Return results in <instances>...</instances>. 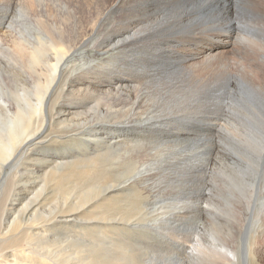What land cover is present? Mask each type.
<instances>
[{"label": "rangeland", "instance_id": "1", "mask_svg": "<svg viewBox=\"0 0 264 264\" xmlns=\"http://www.w3.org/2000/svg\"><path fill=\"white\" fill-rule=\"evenodd\" d=\"M27 1L29 2V0H15L11 4V0H0L2 3L0 4V20L9 14L5 21H7L6 25L10 26L3 33L7 48H2L0 51V84L2 83V86L7 90L4 98L10 102L14 99L13 92H15L16 87L22 88L25 85L23 83L31 84L38 79L36 70L30 68L28 64L27 55L22 56L21 61L17 63V56L14 51L18 50L20 45L15 43L16 36H19L21 31L29 30V26L32 27L35 24L33 22L39 19H42V22L45 21L44 24L50 23L47 26L62 25L61 19L64 16L66 19L67 12H75L78 10L79 3L86 0H80L82 2L78 0H58V2L40 0L39 2L38 0L40 4L34 9L30 8L32 4L31 2L28 4ZM202 3L203 1L195 2L196 5L193 6L191 12V0H168V2L165 0L161 3L163 8H161L162 12L160 13L157 12L158 5L155 6L156 4H154V10H151L147 22L136 29L137 32L148 31L151 35L152 38L148 42H144L147 43V46L143 47L142 44L144 43L141 42L138 43V46L129 47L130 45H128L124 47L126 52L123 54L126 55H119L121 57V61L118 62L121 64L119 71L123 72L120 75L129 77L131 75L130 80L125 79L129 80L128 84L132 79L135 89L131 92H124L122 95H113L111 98L96 93L87 94L86 99L90 105L85 113L72 116L66 114L68 121L53 127V130L47 123L48 126H44L40 131V134L44 130L49 131H46L47 135L45 134L47 142L38 145L33 154L26 155L19 152L20 155L16 154L14 159L2 168L0 172V220H3L5 229L11 226L12 221L16 222L12 226L14 228L13 234H15L12 236L13 238L30 235L31 232L36 236L32 235L31 238L22 239L32 242L38 250L46 249L48 256L55 255L62 258H65L64 252L78 251L79 244L71 243L70 240L72 239L77 237L80 241H83L84 238L90 239L92 242L86 244L90 247L96 245L95 239L97 237L98 241L102 242L97 234L94 233L90 236L81 231V227L84 225L83 214L86 210H92V205L88 204L76 212H71L69 215L65 214L53 224L51 218L60 215L67 208L59 203L60 201L52 198L53 190L49 184H47L49 188L46 190V195L43 194L40 198H36L39 197L36 196L38 187H35L34 194H30L38 201L41 200L37 205L40 210L36 213L30 211V206L27 204L30 195L29 198H25L26 194L16 196L11 189L15 186L25 185L24 182L27 184L25 179L29 173L23 168L24 166L29 167L32 172L35 167L40 169L39 173L45 172V170L41 171V164L44 161L41 158L45 157L44 159H46L47 156L50 158L49 155L55 154L65 155L67 152L69 155L66 157L72 156L73 160L81 159L84 154L91 153L93 155L92 150H86L88 146L86 143L88 142L87 135L98 122L104 123L113 130V125H116V122L117 125L119 124L118 126L123 128L122 123L126 121L131 124H128L130 127L136 125L137 128L124 129V134L128 135L127 137H130L132 142L129 144L130 149L120 150L118 148L123 157L126 156V158L122 161V166L118 168L124 173L117 178V183H128L130 180L129 183L133 184L132 177L139 174L140 171L144 172L145 176L140 179L135 188L137 189L136 192H143L145 196H142V203H139L141 196L138 194L124 198L125 203L120 208L124 207L125 210L131 211L127 213L129 215L127 217L129 228L124 232H116L114 235L116 237L118 235V239L119 236L120 239L123 237L122 240L126 239L125 241L131 243L132 246L129 251H133L132 254L139 261L142 260L140 261L141 264H215V262L217 264H230L232 259H229V255L231 254L227 253L226 249L235 254L238 264H264V153L260 159V168L258 165L255 168L252 167L251 163L249 168L241 167L240 164L244 163V161H240V156L244 153L242 147L249 144L256 145V138L259 135L255 127H251V122L249 125L246 123L247 128L242 126L244 116L241 113L244 108H238V102H235L231 96V91L236 90V81L239 80L240 84H244L241 79H246L245 76L248 75L249 69L247 67L244 69L242 63H247L249 60L243 58L244 61L241 59V62L239 60L231 66L228 61L227 65L221 61L214 67L207 65L205 68H192L185 52L172 50V48H186V45L191 42L193 34H197V38L208 40L212 37L210 35L205 38L206 34L209 33L208 31H212L215 27L217 32L225 30L221 27L224 25V20L219 7L214 5L211 11ZM41 10H47V13L51 15L41 12ZM192 19H197L199 22L197 23V20ZM246 19L249 20L250 17ZM165 20L167 21L165 22ZM65 21L67 20H64V27L67 29L70 22ZM167 24L170 26L168 27ZM192 25L194 29L191 27ZM79 29L80 25L77 21H73L69 25V31L66 30V32L73 35L75 31L79 33ZM34 32L38 31L34 30ZM243 34L245 33L239 35L242 37ZM97 35L96 37H99ZM249 35L251 34L249 33ZM240 36L236 38L238 42H240ZM96 40L88 46L78 49L77 53L74 52L69 57L70 59H66L62 67L66 69L65 74L68 79L79 76L81 69L85 71L91 62L103 57L96 55L94 48ZM176 41L178 42L176 43ZM169 45L170 49L166 48ZM253 46L256 48L254 43ZM149 51H152L150 55L147 54ZM12 55L14 56L13 61ZM15 61L16 63H14ZM110 61L111 66L114 67L113 59ZM261 62L264 63V60ZM75 71L76 75L74 74ZM18 73H20V77ZM35 75L37 76L35 77ZM16 84H22V86H16ZM25 87L28 86L25 85ZM69 90L70 87L65 86L64 82L63 86H53L49 91L50 94H48L52 96L53 101L59 100L56 101V105L69 104L74 101ZM260 93L264 97V90ZM110 107L112 108L110 109ZM115 109L117 110L115 111ZM159 119H161L160 122H158ZM151 123L154 124L151 125ZM128 125H125V128ZM149 130L152 131L149 132ZM72 158L68 160H72ZM252 159H256V155ZM129 162L132 163L129 164ZM116 163L117 160L114 161V164ZM80 166L85 165H78L77 167ZM131 166L134 167V171L136 170L133 174L128 172V168L131 169ZM108 167L117 173L118 169L112 167L111 164ZM240 169L247 170L245 172L246 178H244L245 175H241ZM132 191L127 192V194ZM13 203L15 205L12 206ZM138 203L142 205L133 210L132 207ZM35 219L37 220L34 221ZM38 221L42 222L40 224H48L47 228L41 227L45 230L40 234L41 236L36 233L40 229L33 230ZM66 221L69 223L67 224ZM59 223H61V228L57 227ZM104 228L106 229L105 226ZM106 230L109 233L111 228ZM18 233L19 235H17ZM205 249L206 251H204ZM215 249L217 252L220 251L219 255ZM193 250L194 255L191 256L190 251ZM222 250L224 262L221 260ZM201 251L200 255L197 254ZM2 254L4 253L2 252ZM201 254L203 256L198 257ZM216 254L220 259L217 256L218 259L216 260ZM4 255L12 254L7 252ZM196 256L197 259H195ZM10 259L7 258L6 260ZM220 261L222 262L220 263Z\"/></svg>", "mask_w": 264, "mask_h": 264}, {"label": "bare ground", "instance_id": "2", "mask_svg": "<svg viewBox=\"0 0 264 264\" xmlns=\"http://www.w3.org/2000/svg\"><path fill=\"white\" fill-rule=\"evenodd\" d=\"M13 1L15 0H11V4H13ZM50 1L58 2V0H50ZM86 1H84L83 3H79L78 10L74 9L75 12L68 11L66 15V19H64L65 16L61 19L62 25L60 26L57 24L47 26L50 25V23L44 24L45 21L43 20L44 22H42V19L41 20L39 19L33 22L35 24L32 23L33 24L32 27L29 26V30L24 32L21 31V33L18 34L19 36H16L17 40L15 41V43L20 45L18 46V50L14 51L17 56V63L21 61L22 56L27 55L28 57L26 58H29L28 64L30 68L32 67L36 70V74H38V79L36 78L37 81L34 79L36 82H33L31 84L23 83L28 86L27 88L25 87V85L22 88L16 87L15 92H13V98L15 100L12 98L13 99L12 102H10L9 100L7 101L4 98V95L6 94L7 90L2 86V83L0 84V172L2 168L6 166V164L10 163L14 159L16 154H19V152L20 154H26V155L31 153L33 154V151L37 149L38 145L47 142L46 131L48 130H44L40 134V131L44 126L47 125V123L48 125H50L49 126L51 127L50 129H52L55 126L57 127L59 126V124L68 121V119L66 120L67 115L72 116L74 114L81 115L82 113H85V111L87 110V108H89L90 105V103H88V100L86 99L87 94L96 93L98 95H104L105 97L111 98L113 95H122L124 92H131L132 90L135 89V86L132 83V79L129 84L127 83L129 82L130 77H132L131 75L130 77L126 75L125 76L120 75L123 72L119 71V67H121V64H118V62L121 61L120 60L121 57H119V55L126 52V49L124 47L128 45H130L129 47H131L132 45L138 46V43L148 42V40L152 38L148 31L137 32L136 29L139 28L143 23L147 22V17L150 15L151 10L152 11L154 10L153 8L154 4H156L155 6L158 5L157 12L158 13L162 12L161 8L163 7L161 3L165 2V0H91V1L86 0ZM202 1H203L202 4L211 11L214 5L219 7L224 20V21L222 20L224 22V25H222L221 27L222 29L225 30L222 31L219 28V30H221L222 32L221 31L217 32L215 30L216 27L212 29V31L209 29L210 31H208L209 33L206 34L205 38H208L210 35H212V37L208 40H205L204 38H197L196 37L197 34H193V36L191 37V42L188 45H186L187 46L186 48L185 47L178 49L172 48V50L174 52L177 51L185 52L187 56V60L191 62L192 68H200V67L205 68L207 65H213L214 67V65L218 64L221 61H223V63H225L226 65L228 61V64H230L231 66L232 64L237 63L239 60L241 62V59L242 61H244L243 58L249 60L247 63H242L244 65L243 67L244 69L246 67L249 69L247 71L248 75L245 76L246 79H241V81L244 84L242 83L240 84L239 80L236 81L237 87L236 90L232 88L234 91H231L232 93L231 96L235 102L236 101L238 102L237 103L238 108L240 107L244 108L242 113L239 111L244 116V119H242V126L247 128V126L251 122V127H255V130L259 135V137L256 138V145L249 144L242 147L244 153H242L241 155L242 157L240 156V161H244V163L240 165L242 168L245 169V168H249V166H251L250 165L251 163L252 167L255 168L258 165L260 168V159H262V153H264V97L260 93L264 90V63L261 62V60H264V0H202ZM202 1L191 0V12L193 6L196 5L195 2H202ZM29 2H31L32 4V6L30 7L31 9H34L35 6H38L40 4L39 3L40 0L39 2L38 0H29ZM41 12H46V14H48L47 10H41ZM8 15H6L2 20H0V51L2 48H7V46L5 45V39L3 38V33L6 32V30L10 27L6 25L7 21H5ZM48 15L51 14L49 13ZM205 15H208V13H205ZM247 17L248 18L250 17V19L247 20L246 19ZM64 20H67L70 23H72L73 21H77V23L80 25L79 33L75 31L73 35L68 34L66 30L69 31L70 23L68 24V27L66 29V27H64ZM166 21L167 20H165V22ZM198 22L199 21L197 20V23ZM169 26L170 25H168V27ZM191 27L193 28V25ZM34 30H37L38 32L35 33ZM150 31H154V30H150ZM107 32L108 34L106 35ZM242 33L245 34H243V36L241 37L240 35ZM249 33L251 35H249ZM96 35L99 37H96ZM238 36H240L239 38L240 42H238L237 41L238 39H236ZM95 39H97L96 40L97 42L94 45V48L96 50L95 51L96 55L103 57L98 58L97 61L91 62L88 65V67H86L85 71L84 69H81L82 71L79 76L68 79V77H66L65 74L66 69L62 67L65 64L66 59H68L74 52L77 53L76 51L78 49L84 48L89 44H91ZM177 42L178 41H176V43ZM253 43L257 49L253 46ZM142 46L146 47L147 43L142 44ZM166 48L170 49V45L169 47ZM150 53H152V51L147 52V54L149 55ZM12 57H13L12 59L13 61L14 56L12 55ZM110 59H113L114 67L111 66ZM14 63H16V61ZM173 63L175 62L173 61ZM76 71L74 72V74L76 73ZM19 74L20 73H18V75ZM136 75H138L137 72ZM36 76L37 75H35V77ZM125 78H128L129 80ZM229 80L231 81V79ZM64 82H65V86L70 87L69 94L72 95L74 101L73 103L71 102L69 104L62 103L56 105L57 104L56 101L59 100L57 99L56 101H53L52 96L49 95L50 94L49 91L52 89L53 86L54 87L63 86ZM16 86H22V84L19 85L16 84ZM63 91L64 88L62 89V93ZM111 108L112 107H110V109ZM116 110L117 109H115V111ZM161 119H159L158 122H160ZM246 123L248 124L247 126ZM115 124L116 125H113V130H111V127H108L104 123L98 122L95 128L93 129L95 131L93 132L92 130L87 135L88 142L86 143L88 146L86 150L87 149L92 150L93 155H91V153L84 154L85 156L83 155L81 159L79 158L80 160L79 159L73 160L72 156L66 157L67 155H69L67 152L65 155L55 154V155H49L50 158L48 156L46 157V159H44L45 157L41 158L44 160L43 163L41 164L42 166L41 171L45 170V172L39 173L40 169L38 167L35 168L33 167L34 171L32 172L29 169V167L24 166L23 168L29 173V176L27 177V179H25L27 184L24 182L25 185L19 187L15 186L11 189L16 196L26 194L25 198L26 197L29 198V195L33 193L35 187H38V189L36 188L37 189L36 196L39 197L36 196L35 197L40 198L41 195L46 193V190L49 188L47 184H49L50 188L53 190L52 191L53 194L51 195L52 198L60 201L59 203L65 205V207L67 208V210L63 211L60 215H56L53 218H51L52 219L51 222H53V224L55 221L59 220L60 217L64 216L65 214L69 215L71 212H76L81 207H85L88 204L92 205L93 209L86 210L83 214L82 219L84 220V225L81 227L82 229L81 231H84L86 235H90V236L91 234L94 235V233L97 234L102 240V242H99L97 237V239H95L96 245L94 247H90L86 245L87 243L92 242L90 241V239L84 238L83 241H80L79 239H77L79 237H77L75 238L76 240L75 239L70 240L71 243L79 244L77 252L75 250L64 252L65 258L58 257L55 255L48 256L46 254L47 253L46 249L38 250L37 248L34 247V244L32 242L22 239V238H26V239L31 238V236L34 234L30 232L29 233L30 235L18 236V238H13L12 236L13 235L15 236V234H13L14 228L12 226H14L16 222L12 221L11 226L5 229L3 227L4 222L1 219L2 221L0 220V238H1L0 264H141L140 261L142 260L139 261L138 258L134 254H132L133 251L131 250H130L131 252L129 251V248L132 246L131 243L129 241H125L126 240L125 238H124L125 240H122L123 238L122 236L121 239L120 236L118 239L117 238L118 235L117 237L114 235L116 232H122V231L124 232L127 228H129L127 225L128 222L127 217L129 215L127 213L131 211L125 210L124 207L120 208L125 203L124 198H127V196L132 194H138L141 196V200L139 203H142V196H145L143 192L140 191L136 192L137 189L135 188V186L139 183L140 179L145 176L144 172L140 171L138 172L139 174H136L132 177L133 184L129 183L130 180L128 183L127 182L117 183V178L121 177V175L124 173V171L118 168L122 166L121 163L126 158V156L125 158L123 157V154L120 153V150L130 149L129 144H131L132 142L130 137L128 138L127 137L128 135L124 134L125 132L124 129L130 130L131 128L135 129L137 127H135L136 125L130 127L129 125L131 124L126 121L122 123L123 128L118 126L119 124L117 125V122ZM153 124L154 123H151V125ZM125 125H128L126 126L127 128H125ZM151 131L152 130H149V132ZM61 133L59 134L60 136L62 135ZM45 147L47 148V146ZM255 155H256V159H252L253 157H255ZM71 158L72 160H68ZM115 160H117L116 164H114ZM131 163L132 162H129V164ZM110 164L112 167L118 169L117 173L116 172L114 173V171L108 167V165ZM78 165H85V166L77 167ZM133 168L132 166H131L132 170L128 168V172H131L133 174L136 171V170L134 171ZM236 168L238 167L236 166ZM239 171L241 175L242 174L245 175V172L247 170L240 169ZM244 178H246V175ZM37 191H39V194H37ZM129 191L132 192L130 194H127V192ZM30 196L32 197V195ZM31 197L29 198V200L27 199L28 200L27 204H29L30 206V211L36 213L40 210V208H38L37 205H39L38 203H40L41 200L38 201V199ZM72 197H74L73 200H70ZM69 201L71 202L69 203ZM139 203L137 205H134L132 209L133 210L138 209L139 205H142ZM11 205L13 206L15 205V203ZM140 208H143V206H140ZM42 216L44 215L42 214ZM37 219H35L34 221H36ZM99 220H101L102 222H100ZM42 222L38 221V223H35L37 225H34L33 227L34 231L35 229H40L39 232H36L39 235L42 234L43 231H45L41 227H46V228L48 227V224H40ZM66 222L67 224L69 223L68 221ZM60 224L61 223L57 224L58 228H61ZM104 226L106 227V229L111 228L109 233L104 228ZM29 229L31 230L30 227ZM6 235L7 237H4ZM17 235H19V233ZM82 236L84 235L82 234ZM106 239H108V241H106ZM217 250L219 251V249ZM204 251H206V249ZM2 252L4 254L7 252H11L12 255L5 256L4 254H2ZM226 252L231 254L229 255V259H232V261H230V264H234V263L238 264L235 254H233L228 249H226ZM199 253H202V251L198 252L197 254ZM216 253H218L219 255L220 251L219 252L216 251ZM221 253H222L221 256V260H222V258L224 259L223 250L221 251ZM190 255L191 256L194 255V250L190 251ZM199 255L198 257L203 256L202 254L201 256ZM218 255L216 254V260L218 259L217 258ZM198 257L196 256L195 259H197ZM7 258H11V259L6 260ZM1 261L3 262L1 263ZM222 261L224 262V260ZM222 261H220V263ZM215 264H217V262H215Z\"/></svg>", "mask_w": 264, "mask_h": 264}]
</instances>
